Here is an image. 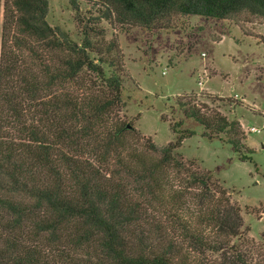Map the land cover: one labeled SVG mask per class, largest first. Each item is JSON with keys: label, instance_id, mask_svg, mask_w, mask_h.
<instances>
[{"label": "trees", "instance_id": "1", "mask_svg": "<svg viewBox=\"0 0 264 264\" xmlns=\"http://www.w3.org/2000/svg\"><path fill=\"white\" fill-rule=\"evenodd\" d=\"M95 1L105 8L99 18L114 16L126 29L159 27L176 15L264 19V0ZM48 9L47 0L0 5V264H250L239 246L223 261L205 255L226 256L242 224L224 192L212 195L209 174L187 173L189 186L200 189V229L182 216L179 195L166 194L167 169H185L175 150L194 132L135 148L127 139L132 126L119 115L117 40L96 45L83 30L77 44L48 23ZM184 115L207 139L233 134V151L252 159L242 152L237 121L194 107ZM205 226L215 239L206 238Z\"/></svg>", "mask_w": 264, "mask_h": 264}, {"label": "rangeland", "instance_id": "2", "mask_svg": "<svg viewBox=\"0 0 264 264\" xmlns=\"http://www.w3.org/2000/svg\"><path fill=\"white\" fill-rule=\"evenodd\" d=\"M47 1L48 23L73 42L80 44L83 30L96 45L117 40L122 66L116 69L124 101L119 115L132 126L127 139L135 148L143 150L145 139L163 146L175 142L179 131L194 132L175 150L185 169L181 173L167 169L166 194L179 195L177 201L185 206L182 216L200 229L203 225L195 213L202 203L200 189L189 186L187 173L209 174L212 195L217 198L224 192L239 208L242 220L241 235L228 241L227 250L232 248L226 256V250L205 255L223 261L239 246L250 264H264V19L247 12L221 20L176 15L159 27L126 29L113 15L99 18L105 9L99 1L74 0L78 12L70 0ZM0 5L2 11L3 0ZM95 17L97 24L90 21ZM191 107L237 121L242 152L252 159H242L233 151L227 143L234 138L231 133L203 137L202 125L184 115ZM251 127L259 132H248ZM210 205L202 204L205 209ZM204 235L215 239L216 232L205 226Z\"/></svg>", "mask_w": 264, "mask_h": 264}, {"label": "built area", "instance_id": "3", "mask_svg": "<svg viewBox=\"0 0 264 264\" xmlns=\"http://www.w3.org/2000/svg\"><path fill=\"white\" fill-rule=\"evenodd\" d=\"M248 132H259V129L255 128V127H251L248 129Z\"/></svg>", "mask_w": 264, "mask_h": 264}, {"label": "water", "instance_id": "4", "mask_svg": "<svg viewBox=\"0 0 264 264\" xmlns=\"http://www.w3.org/2000/svg\"><path fill=\"white\" fill-rule=\"evenodd\" d=\"M129 127V126H128Z\"/></svg>", "mask_w": 264, "mask_h": 264}]
</instances>
